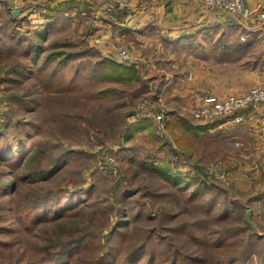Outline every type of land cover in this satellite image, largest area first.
I'll return each instance as SVG.
<instances>
[{"label":"rangeland","instance_id":"374dc122","mask_svg":"<svg viewBox=\"0 0 264 264\" xmlns=\"http://www.w3.org/2000/svg\"><path fill=\"white\" fill-rule=\"evenodd\" d=\"M94 3L111 19L126 7L108 12L105 0ZM22 8L0 2V264H264V192L257 191L264 159L252 172L239 145L194 139L187 149L174 137L186 131L173 124L178 116L195 124V104L187 108L178 96L182 73L164 76L160 88V73L177 71L167 51L129 43L140 56L119 40L97 50L72 17L51 31L45 6ZM118 46L131 58L117 57ZM52 53L60 54L46 58ZM161 103L173 124L169 141L157 136L151 115ZM247 142V151L259 144L251 134ZM34 151L40 156L27 162ZM180 154L196 169L229 172L226 186L199 171L173 176L167 169L181 168ZM50 161L58 166L52 173ZM41 193L50 197L43 202ZM248 208L257 232L245 220Z\"/></svg>","mask_w":264,"mask_h":264},{"label":"crops","instance_id":"0c3cea01","mask_svg":"<svg viewBox=\"0 0 264 264\" xmlns=\"http://www.w3.org/2000/svg\"><path fill=\"white\" fill-rule=\"evenodd\" d=\"M98 1L101 7L102 0ZM257 1L248 0V4L257 8ZM0 2L8 5L11 10L19 4H23V7L34 4L45 6L52 16L51 31L64 29L66 19L72 17L68 23L74 22L78 28L84 26L85 43L97 50L105 49V46L114 40L128 43L124 46L128 50L130 47L140 56V49H135L129 43H138L142 49H153L155 53L165 49L167 66L177 71L164 70V73H160V88L164 85V76L165 79L167 75L176 78L182 73L183 79L180 80L177 90L180 91L178 96L181 102L187 108L196 105L199 97L205 93L225 95L242 92L252 85L264 87V30L261 26L258 23L244 22L228 12L227 14L223 11L206 10L194 0H130L112 19L101 9L95 8L94 2L97 0ZM91 14L94 25L92 21L84 24L83 20ZM189 71L192 73L190 78ZM172 89L175 90L174 87ZM238 113L243 115V120L237 121L233 116H229L221 118V122L198 123L192 119L195 124L188 123L174 114L178 118L173 120V124L180 126L183 123L186 127V131L182 128L174 137L181 140L183 145L186 140L187 149H191L190 144L194 139L202 142H206V139L214 140L217 144H223L224 148L226 144L231 147L239 145L241 151L249 153L248 165L249 168L255 169L252 171L255 172L259 160L262 159L258 146L260 147L264 134V103L255 109H240ZM185 122L188 124L185 125ZM173 124L170 122L167 125L171 127ZM248 129L253 130L249 133ZM224 130L225 133L218 134ZM248 134L254 135L255 142L259 141L255 151H247L244 148V143H248ZM187 149L184 152H187ZM230 159L234 163L237 160L231 156ZM257 191L264 192V188Z\"/></svg>","mask_w":264,"mask_h":264},{"label":"built area","instance_id":"2783aa9c","mask_svg":"<svg viewBox=\"0 0 264 264\" xmlns=\"http://www.w3.org/2000/svg\"><path fill=\"white\" fill-rule=\"evenodd\" d=\"M202 4L220 8L230 15L237 17L244 22L258 23L262 30H264V8H252L248 4V0H196ZM129 0H105V10L108 12L117 11L127 6ZM16 8V6H15ZM31 13L29 16L34 15ZM123 47L118 46L115 48V55L120 57L121 60H128L131 58L130 53ZM188 77H192L189 71ZM198 104L192 110V117L196 122H208L217 119L221 116H232L237 121L242 117L237 113L238 110L243 108L255 109L260 104L264 103V87L252 85L245 91L235 94L228 93L225 95H217L208 93L199 98ZM154 128L158 137L162 139H170L166 127L168 124L167 111L163 104L153 109L152 112ZM195 121V120H194ZM262 159H264V135L260 142ZM181 165L188 170H195L194 163L190 162L188 155L180 154ZM220 168V167H219ZM216 168L205 167L197 169L201 175L213 180L220 181L223 185L225 176L230 177L229 172L215 171ZM216 172V173H215ZM214 177V178H212ZM229 183V182H228ZM226 186V185H225Z\"/></svg>","mask_w":264,"mask_h":264},{"label":"trees","instance_id":"16d2710c","mask_svg":"<svg viewBox=\"0 0 264 264\" xmlns=\"http://www.w3.org/2000/svg\"><path fill=\"white\" fill-rule=\"evenodd\" d=\"M31 7H32V5H27V6H25L24 8H22V10L23 11H26V10H29V8L31 9ZM59 54L60 53H52V54H50V55H47V57L46 58H51L52 56H59ZM233 116V115H232ZM224 117H228V116H221V117H219V118H217V119H215V121H214V123L215 122H221V118H224ZM222 121H224V120H222ZM201 123H208V122H201ZM167 127H168V125H167ZM170 137V136H169ZM164 140H167V141H169V139H164ZM23 148V147H22ZM21 148V149H22ZM21 149H19V150H21ZM18 152L19 151H12L11 152V156H16L17 154H18ZM31 153V152H30ZM40 156V151H34V153H31V155H29L28 157H27V162L28 161H31V160H33V159H37L38 157ZM23 160V159H22ZM22 160H16V162L14 161L13 163H15V164H17V163H20ZM36 161V160H35ZM28 168L26 169L27 171H26V173H28L27 174V177H29L30 175H32L33 173H35L36 171H39L40 169H41V167L39 166V163L38 164H36V165H28L27 166ZM57 164H56V161H50V162H48L47 163V165H46V167L45 168H47L48 170H49V172L50 173H52V171H54L55 169H57ZM179 167H181V168H178L177 170L178 171H173L172 169H170V168H168L167 169V171H169V172H171V174L173 175V176H177V175H179V176H186V178H188L190 175H195L196 173L197 174H199L198 173V170L197 169H195V170H185L184 168H183V166L181 165V163H180V165H179ZM185 174V175H184ZM201 175V174H200ZM202 176V175H201ZM165 177H167V175L165 174ZM18 181V180H17ZM48 197H50V195H48L47 193H41L40 194V196H39V198H44V200H43V202L48 198ZM53 197V196H52ZM54 204L55 205H58L59 204V198L56 196L55 198H54ZM54 205V206H55ZM45 207H47V206H45ZM48 208V207H47ZM49 209H51V208H49ZM57 209V208H56ZM55 209V210H56ZM54 210V211H55ZM58 210V209H57ZM56 210V211H57ZM252 229V228H251ZM253 230V229H252Z\"/></svg>","mask_w":264,"mask_h":264},{"label":"water","instance_id":"95a60500","mask_svg":"<svg viewBox=\"0 0 264 264\" xmlns=\"http://www.w3.org/2000/svg\"><path fill=\"white\" fill-rule=\"evenodd\" d=\"M20 12H21V9H17V10H13V11H12V14H13V15H17V14H19ZM250 212H251V209L248 208V209L246 210V212H245V220L249 223L250 227H251L254 231L257 232V227H256V225H255L254 222L249 218V214H250Z\"/></svg>","mask_w":264,"mask_h":264}]
</instances>
